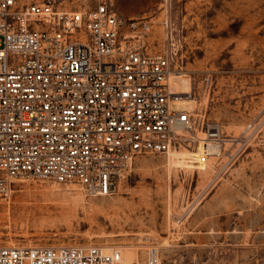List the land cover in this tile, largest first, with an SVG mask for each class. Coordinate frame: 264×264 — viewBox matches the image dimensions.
<instances>
[{
	"label": "rangeland",
	"instance_id": "rangeland-1",
	"mask_svg": "<svg viewBox=\"0 0 264 264\" xmlns=\"http://www.w3.org/2000/svg\"><path fill=\"white\" fill-rule=\"evenodd\" d=\"M106 2L119 16L151 19L150 49L172 57L184 74L172 84L192 92L171 108L196 103L201 138L208 124L221 125L220 152L205 148V164L199 142L137 155L102 196L75 183L15 180L0 197V244H100L131 248L134 260L156 245L177 264H264V0Z\"/></svg>",
	"mask_w": 264,
	"mask_h": 264
},
{
	"label": "built area",
	"instance_id": "built-area-1",
	"mask_svg": "<svg viewBox=\"0 0 264 264\" xmlns=\"http://www.w3.org/2000/svg\"><path fill=\"white\" fill-rule=\"evenodd\" d=\"M80 1L0 0L2 198L21 179L109 195L137 155L223 140L221 125L208 124L201 138L195 109L171 108L192 92L172 84V57L150 49L149 17ZM0 264L177 263L156 245L126 262L118 248L100 244H0Z\"/></svg>",
	"mask_w": 264,
	"mask_h": 264
},
{
	"label": "bare ground",
	"instance_id": "bare-ground-1",
	"mask_svg": "<svg viewBox=\"0 0 264 264\" xmlns=\"http://www.w3.org/2000/svg\"><path fill=\"white\" fill-rule=\"evenodd\" d=\"M176 76H181V77H184V74H182V73H179V72H172L171 73V76H170V79H171V81L173 80V78H175ZM175 89H177L176 87H175ZM187 91H189V90H185V91H183V92H187ZM197 107H196V103H194L193 104V109H196ZM195 112H196V110H195ZM196 114H197V116H199V114L196 112ZM201 142H203V140H201L200 141V143ZM199 143V158H198V161L201 163V164H205V163H207L208 161H207V158H206V155L204 154V152H205V148H206V151H212V152H220V146L218 145V144H208V145H203V144H200ZM203 149V150H202ZM124 254H122V255H124L123 256V259H124V261H126V262H130V261H135L134 260V257H133V250L130 248V249H127L126 251H124L123 252ZM137 260V259H136Z\"/></svg>",
	"mask_w": 264,
	"mask_h": 264
}]
</instances>
